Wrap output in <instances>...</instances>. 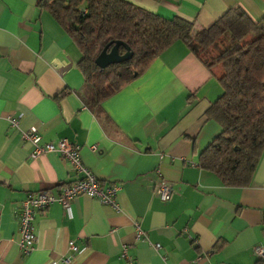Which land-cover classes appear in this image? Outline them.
I'll list each match as a JSON object with an SVG mask.
<instances>
[{
  "label": "crops",
  "instance_id": "crops-1",
  "mask_svg": "<svg viewBox=\"0 0 264 264\" xmlns=\"http://www.w3.org/2000/svg\"><path fill=\"white\" fill-rule=\"evenodd\" d=\"M40 1L0 0V264H264L254 250L264 246V154L245 187L225 185L199 162L222 129L208 116L223 93L218 77L178 40L98 113L79 47ZM128 1L197 29L234 7L264 17V0ZM32 126L43 142L81 147L100 181L121 189L119 209L81 195L69 210L54 203L38 212L27 256L23 201L82 176L57 152L32 157L22 137ZM160 178L174 188L166 202L154 190Z\"/></svg>",
  "mask_w": 264,
  "mask_h": 264
},
{
  "label": "trees",
  "instance_id": "trees-1",
  "mask_svg": "<svg viewBox=\"0 0 264 264\" xmlns=\"http://www.w3.org/2000/svg\"><path fill=\"white\" fill-rule=\"evenodd\" d=\"M40 6L79 47L78 65L94 87L91 103L98 113L105 99L183 41L223 87L208 110L222 129L200 153V166L227 186L251 185L264 154V17L256 21L234 7L211 26L197 29L128 0H41ZM117 40L129 45L133 56L101 69L96 58ZM126 52L121 45L120 53Z\"/></svg>",
  "mask_w": 264,
  "mask_h": 264
},
{
  "label": "built area",
  "instance_id": "built-area-1",
  "mask_svg": "<svg viewBox=\"0 0 264 264\" xmlns=\"http://www.w3.org/2000/svg\"><path fill=\"white\" fill-rule=\"evenodd\" d=\"M10 122L12 126L17 129L21 126L18 118L10 117ZM22 137L24 140L34 145L35 148L32 157L35 158L46 153L57 152L72 165L75 171L82 175L81 178L77 180L63 184L58 192L41 190L37 193L29 194L23 201L19 217L18 233L19 245L25 255L28 256L32 254L36 249V214L46 210L54 203H60L66 210H69L72 201L81 195H88L99 199L102 203L119 209L118 193L121 186L118 183L103 184L92 169L85 164L81 147L67 139H60L57 142H43L42 136L36 126L23 130ZM154 190L165 202L169 201L174 194L173 185L166 178H160L154 184ZM134 226L137 230L138 237L141 238L146 236L145 231L137 221H134ZM69 244L70 250H77L74 241H70ZM254 250L256 255L264 261V246L256 245ZM122 257L127 258L126 246H124Z\"/></svg>",
  "mask_w": 264,
  "mask_h": 264
},
{
  "label": "water",
  "instance_id": "water-1",
  "mask_svg": "<svg viewBox=\"0 0 264 264\" xmlns=\"http://www.w3.org/2000/svg\"><path fill=\"white\" fill-rule=\"evenodd\" d=\"M121 45H124L127 48V52L125 54L120 53ZM109 47L110 45H107L95 60L96 64L101 69L106 68L110 64L128 60L133 56L130 46L121 40H117L110 50Z\"/></svg>",
  "mask_w": 264,
  "mask_h": 264
}]
</instances>
